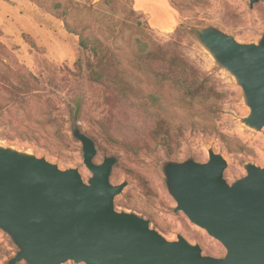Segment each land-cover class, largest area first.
I'll return each mask as SVG.
<instances>
[{
    "label": "rangeland",
    "instance_id": "374dc122",
    "mask_svg": "<svg viewBox=\"0 0 264 264\" xmlns=\"http://www.w3.org/2000/svg\"><path fill=\"white\" fill-rule=\"evenodd\" d=\"M179 1H168L170 24L163 29L152 26L135 11L132 0H114L116 11L100 0H0V148L42 159L60 171L76 170L87 184L92 174L83 163L81 142L72 135L75 121L80 133L94 144V164H101L105 158L115 159L109 183L124 186L113 200L116 212L135 214L149 221L165 240L181 237L199 246L202 256L221 259L225 256L223 246L192 224L183 212L175 211L176 202L168 191L162 167L168 161L182 163L187 159L205 163L213 152L226 164L223 177L228 184L246 176V165L264 168V127L254 129L242 123L250 109L241 87L194 33L195 29L210 28L238 44H258L264 38V0L252 5L248 0ZM124 8L140 18L157 47L185 59L201 80L224 94L218 130L239 139L246 151L231 153L217 136L190 130L182 133L173 155L153 144L150 151L137 149L147 140L151 125L143 119L134 120V110L127 103L116 105L109 91L89 79V69L97 64L79 48L77 36L66 30L63 21L97 35L111 36L106 29L111 26L114 33L122 30L118 34L122 37L127 30L118 25V19L123 17ZM8 69L30 73L37 85L26 87L7 76ZM49 116L55 119L46 127ZM115 119L121 128L116 134ZM53 135L59 140L52 139ZM111 138L125 143H115ZM17 252L10 237L0 230V264H9Z\"/></svg>",
    "mask_w": 264,
    "mask_h": 264
},
{
    "label": "water",
    "instance_id": "95a60500",
    "mask_svg": "<svg viewBox=\"0 0 264 264\" xmlns=\"http://www.w3.org/2000/svg\"><path fill=\"white\" fill-rule=\"evenodd\" d=\"M194 33L241 87L250 109L242 123L264 127V38L242 45L214 29ZM72 130L92 174L87 184L76 170L0 148V230L18 249L9 264H264V168L246 165V176L228 184L226 164L213 152L205 163L163 165L175 211L225 249L221 259L205 257L199 246L167 241L149 221L116 212L113 200L124 186L109 183L115 159L94 164L93 142L75 121Z\"/></svg>",
    "mask_w": 264,
    "mask_h": 264
},
{
    "label": "trees",
    "instance_id": "16d2710c",
    "mask_svg": "<svg viewBox=\"0 0 264 264\" xmlns=\"http://www.w3.org/2000/svg\"><path fill=\"white\" fill-rule=\"evenodd\" d=\"M100 3L111 11L117 10L114 0H100ZM44 8L52 12L50 8ZM122 11L123 17L118 19V25L127 30L122 37L118 35L122 30L114 33L111 26L106 27L111 36L106 33L97 35L86 27L72 28L63 21L66 30L77 36L79 48L86 51L93 63L97 64L89 69V79L109 91L116 105L127 103L134 110V120L143 119V122L151 125L147 140L137 149L150 151L153 144L162 147L168 155H173L179 147L182 133L190 130L217 136L231 153L246 151L239 139L218 130L217 119L224 94L201 80L197 70L185 59L157 47L132 10L124 8ZM52 13L60 17L57 12ZM76 64L80 66V60ZM6 74L15 77L26 87L34 88L37 85V80L28 72L8 69ZM1 75L6 76L3 72ZM54 119L49 116L45 120L46 127ZM115 125L114 134L121 129L116 119ZM51 138L59 140L56 135ZM116 139L112 141L125 143Z\"/></svg>",
    "mask_w": 264,
    "mask_h": 264
},
{
    "label": "crops",
    "instance_id": "0c3cea01",
    "mask_svg": "<svg viewBox=\"0 0 264 264\" xmlns=\"http://www.w3.org/2000/svg\"><path fill=\"white\" fill-rule=\"evenodd\" d=\"M168 1L169 0H132V3L134 10L144 15L149 23H152V26H159L164 29L169 27L170 24L168 19L170 14L167 11Z\"/></svg>",
    "mask_w": 264,
    "mask_h": 264
}]
</instances>
